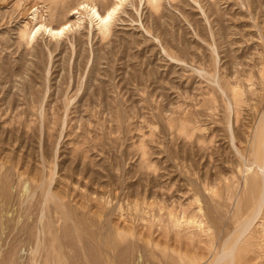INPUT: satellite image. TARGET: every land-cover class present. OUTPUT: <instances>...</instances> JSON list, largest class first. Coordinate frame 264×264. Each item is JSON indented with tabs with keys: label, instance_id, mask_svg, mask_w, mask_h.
I'll return each mask as SVG.
<instances>
[{
	"label": "rangeland",
	"instance_id": "obj_1",
	"mask_svg": "<svg viewBox=\"0 0 264 264\" xmlns=\"http://www.w3.org/2000/svg\"><path fill=\"white\" fill-rule=\"evenodd\" d=\"M84 1L0 0V172L15 187L10 201H0V264H11L13 252L14 264H44L54 242L64 264H90L83 238L78 254L64 233L85 224L99 241L122 232L121 245L139 244L129 264H190L193 256L207 264L232 223L215 238L206 213L211 186L225 217L226 184L238 183L231 130L264 113V0H159L157 11L148 0H127L106 37L83 10L60 39L45 31L30 39L39 22L57 26ZM26 24L30 41L20 33ZM232 87L243 93L240 104ZM170 211L182 225L169 223ZM26 220L34 239L19 231ZM243 242L236 264H264V207Z\"/></svg>",
	"mask_w": 264,
	"mask_h": 264
},
{
	"label": "bare ground",
	"instance_id": "obj_2",
	"mask_svg": "<svg viewBox=\"0 0 264 264\" xmlns=\"http://www.w3.org/2000/svg\"><path fill=\"white\" fill-rule=\"evenodd\" d=\"M88 1V0H87ZM87 1H84L82 3H79V7H74L70 10L69 14H63V17L61 18V22L59 24H57V26H51V24H54V23H50V25H47L45 23H40L39 21V26H37L38 28L35 30L33 36H32V33H33V30H32V33L31 34V40L34 39L37 35V33L39 32H42V31H45L46 34L50 35L51 37H54L55 39L56 38H59L61 36H63L64 34L67 33V31L73 26V24L71 23V18L70 16H75L74 14L76 13H84L83 10H88L90 12V15L92 17H95L98 21V24H99V29H100V32L103 34L102 36L105 35V37L107 36L108 34V30L111 29L109 28V25L111 23V20H113L114 16L116 15V13L118 12V10L123 6L124 2H126L127 0H107L105 2V4L101 1V4L103 3V6H100V7H97L94 2L92 4L88 3ZM91 1V0H90ZM98 1V0H97ZM131 1V0H130ZM136 1V0H135ZM143 1V0H142ZM162 1V0H161ZM129 2V1H128ZM146 2V1H145ZM209 2V1H208ZM211 2V0H210ZM21 3V2H20ZM23 3V2H22ZM99 3V2H98ZM127 3V2H126ZM140 3V2H139ZM148 3L151 4V8L152 9H155L156 11L158 10L159 8V0H148ZM19 4V3H18ZM142 4V3H141ZM164 4V2H163ZM75 5V4H74ZM126 5V4H125ZM133 5V4H132ZM17 6V5H15ZM26 6V5H24ZM23 6V8H24ZM60 6V5H59ZM77 6V5H76ZM202 6V5H201ZM20 7V5H19ZM18 7V8H19ZM147 7V6H146ZM22 9V11L24 10ZM61 8V7H59ZM64 8V7H63ZM124 8V7H123ZM122 8V9H123ZM139 8V7H138ZM163 8V7H162ZM12 9V8H11ZM15 9V7L13 8ZM20 9V8H19ZM39 8H35L33 10L32 13H35L36 11H38ZM56 9H58L56 7ZM121 9V10H122ZM62 10V9H61ZM164 10V9H163ZM15 11V10H14ZM30 11V9H29ZM64 11V9H63ZM67 11V10H66ZM150 11V9H149ZM10 12V11H9ZM13 12V11H11ZM18 12V11H17ZM21 12V11H20ZM154 12V11H153ZM163 12V11H162ZM16 13V12H15ZM24 13V12H23ZM56 13V11H55ZM63 13V12H62ZM88 13V12H87ZM11 14V13H9ZM21 14V13H20ZM25 14V13H24ZM29 14V13H28ZM60 14V13H58ZM153 14V13H152ZM26 15V14H25ZM24 15V17H25ZM39 15V14H38ZM57 15V14H56ZM149 15V14H148ZM154 15V14H153ZM13 16H15L13 14ZM29 16V15H27ZM33 16V15H32ZM36 16V14L34 15ZM90 16V17H91ZM157 16V15H156ZM162 16V15H161ZM10 17V16H8ZM60 17V15H59ZM117 17V15H116ZM155 17V16H154ZM164 17V15H163ZM21 18V17H20ZM33 18V17H32ZM35 18V17H34ZM152 18V17H151ZM162 18V17H161ZM160 18V19H161ZM4 19V18H3ZM8 19V18H7ZM6 19V20H7ZM10 19V18H9ZM12 19H15V18H12ZM12 19L10 20V22L12 21ZM36 19V18H35ZM43 18H41L40 21H42ZM156 19V18H155ZM34 20V19H33ZM47 20V19H46ZM58 20V19H57ZM71 20V21H70ZM159 20V19H158ZM5 21V20H4ZM91 21V20H90ZM94 21V20H93ZM32 22V21H31ZM37 22V20H36ZM44 22V21H42ZM48 22V21H47ZM156 22V21H155ZM159 22V21H158ZM1 23V22H0ZM9 23V22H8ZM29 23V21H28ZM75 23V22H74ZM7 24V23H6ZM37 24V25H38ZM49 24V22H48ZM32 25V24H31ZM30 25V26H31ZM75 25V24H74ZM24 26V25H23ZM27 26L28 24L25 25V28H23L20 33H25L26 36H27V32H25V29H27ZM35 26V25H34ZM36 27V26H35ZM33 28V26L31 27ZM35 29V28H34ZM108 31V32H107ZM20 34V35H21ZM29 34V33H28ZM29 36L26 37V40L28 41L29 40ZM104 38V37H103ZM21 39V36L20 38ZM23 41V40H22ZM30 41V40H29ZM34 41V40H32ZM31 41V42H32ZM21 43V41L19 42ZM24 43V42H23ZM29 43V42H28ZM58 44H59V41H58ZM20 46V45H19ZM18 46V47H19ZM22 46V45H21ZM40 46V45H39ZM21 48V47H20ZM29 48V47H27ZM56 48V47H55ZM30 49V48H29ZM33 49V47H32ZM35 49V48H34ZM28 50V49H27ZM37 50V49H36ZM27 52H30V51H27ZM36 52V51H35ZM174 55V54H173ZM233 59V58H232ZM12 68V67H11ZM25 68V67H24ZM41 68V67H40ZM4 69V68H3ZM262 71V70H261ZM212 73V72H211ZM262 73V72H261ZM262 75V74H261ZM259 76V75H258ZM23 77V76H21ZM242 77V76H241ZM257 77V76H256ZM238 78V76H237ZM258 78V77H257ZM252 79V78H251ZM250 82V81H249ZM242 84V83H241ZM256 84V83H255ZM234 85V84H233ZM238 85H239V82H238ZM262 85V84H261ZM226 86V85H225ZM224 86V87H225ZM242 86V85H241ZM240 87V86H239ZM243 87V86H242ZM222 88V87H221ZM236 88V86H235ZM234 87H232V96H233V99H234V102L235 104L239 103L240 101H243L241 100L242 98V95H241V92L240 90H237L235 89ZM255 88V87H254ZM264 88V87H263ZM224 93H225V90L223 89L222 90ZM222 92V93H223ZM229 92V90H228ZM231 92V90H230ZM245 92V91H244ZM221 93V94H222ZM223 93V94H224ZM227 94V92H226ZM230 93H228L229 95ZM255 94V93H254ZM253 95V94H252ZM255 96V95H254ZM231 98V96H229ZM217 99V98H216ZM244 99V98H243ZM252 100V99H251ZM208 102V101H207ZM246 102V101H244ZM212 103V102H211ZM243 103V102H242ZM35 104V103H34ZM233 104V103H232ZM230 104V105H232ZM240 104V103H239ZM249 104V103H248ZM31 105V104H30ZM33 105V104H32ZM212 105V104H211ZM227 105V104H226ZM242 105V104H241ZM68 106V105H67ZM108 106V105H107ZM236 106V105H235ZM255 106V105H254ZM33 107V106H31ZM35 107V106H34ZM211 107V106H210ZM252 107V106H251ZM227 108V107H226ZM235 108V107H234ZM256 108V107H254ZM241 109V108H239ZM238 109V110H239ZM43 110V109H42ZM234 111V110H233ZM60 112V111H59ZM232 112V111H231ZM259 112V111H258ZM197 113V112H196ZM255 113H256V110H255ZM257 114V113H256ZM5 115V114H4ZM185 115V114H184ZM183 115V116H184ZM255 115V114H254ZM259 115V114H258ZM43 116V115H42ZM181 116V115H180ZM228 116V115H227ZM232 116V115H231ZM212 117V116H211ZM245 120V119H244ZM258 122L257 120L255 121H249V125L247 124L245 126V129L243 131H240L243 127V125L241 126V129H234V130H231V134H230V140L233 141L234 143V147H235V150L237 152V154L239 155V159L237 160V162H235L234 160V164L237 163L236 166L234 167H237L238 168V175H237V179H238V183L235 185V186H232L230 183H227L226 184V187L223 186V188L225 187L226 188V192L225 194L227 193V191L231 192L229 197L227 195L226 198H229V201H231V204H234L233 208L231 207V204L227 203V205L229 204L227 210L225 211L226 213V216L224 217L223 216V204L221 202H218L217 199H215V196H217V192H214L212 189L214 188V185H213V188L211 186L210 188V193L209 195L207 196L208 199H210L212 205L207 208L209 209L208 212V216L209 217V221H208V224H207V227L209 229H212V231L214 232L213 235L211 236H216L218 235V232H219V229L222 227V224L223 223H226L227 222V219L230 220L232 223L230 228V230L227 231V233L224 234L223 237H221V239L219 240L220 242H214V244L212 245V250H214V256L211 260L208 261L207 264H236L238 261L241 260L242 258V248L240 247V244L241 242H243L244 238L247 237L249 234H250V229L251 227L253 226V224L255 223V221L257 220V218L259 217V214L261 213L263 207H264V113L262 114V117L258 118ZM181 123L180 125L182 126V128L184 130H187V123L188 121L185 122V119L184 121L181 119L180 120ZM192 121V120H191ZM206 121V120H205ZM240 121V120H239ZM45 122V117L42 119V123ZM190 123V122H189ZM188 123V125H189ZM238 125V124H237ZM193 126V125H192ZM235 126V125H234ZM238 128V127H237ZM31 129V128H30ZM29 129V130H30ZM34 129V128H33ZM35 130V129H34ZM179 130V129H178ZM226 131V130H225ZM32 132V131H31ZM35 132V131H34ZM32 134H34L32 132ZM226 134H227V131H226ZM35 135V134H34ZM180 135V134H179ZM228 136V134H227ZM190 137V136H189ZM197 137V136H196ZM229 137V136H228ZM227 137V138H228ZM201 138V137H200ZM197 140V139H196ZM196 142V141H195ZM96 144V143H95ZM198 146V145H197ZM196 150V149H195ZM235 154V153H234ZM229 155V154H228ZM236 155V154H235ZM236 155V158L237 156ZM224 156V155H223ZM205 157V156H204ZM46 158V157H45ZM198 158V157H197ZM229 159V157H228ZM199 161V160H198ZM230 161V159L228 160V162ZM232 161V163H233ZM50 162V160H49ZM200 162V161H199ZM227 163V160L224 161ZM228 164V163H227ZM18 166V165H17ZM231 166V165H230ZM50 167V166H49ZM4 168V167H3ZM51 168V167H50ZM1 166H0V170H1ZM233 169V168H232ZM51 171V170H50ZM222 171V170H221ZM9 172H10V169H9ZM52 172V171H51ZM188 172V171H187ZM194 172V171H193ZM200 172V171H199ZM8 173V172H7ZM53 173V172H52ZM197 173V172H196ZM223 173V172H222ZM226 173V172H225ZM237 173V171H236ZM9 174V173H8ZM8 174H1L0 172V201L2 202V204H5L7 203L8 201L11 200V197L13 195H11V192L10 190L14 189V188H11L10 184H13L12 180L10 179V175L8 176ZM22 174V172H21ZM200 174V173H199ZM228 174V173H227ZM232 174V172H231ZM225 175V174H223ZM22 176V175H21ZM42 176V175H41ZM52 176V175H51ZM51 176L50 179H51ZM54 176V175H53ZM193 176V175H192ZM220 176V175H219ZM229 176V175H228ZM19 177V176H18ZM48 177V176H47ZM224 177V176H223ZM231 177V175H230ZM233 177V176H232ZM36 179V177H34ZM41 178V177H40ZM13 179V178H12ZM47 179V178H46ZM218 180V179H217ZM222 180V179H221ZM229 180V179H228ZM232 180V178H231ZM226 182V179L223 180ZM237 181V180H236ZM235 181V182H236ZM209 182V181H208ZM232 182V181H231ZM217 183V182H216ZM222 183V182H221ZM20 184H22V181H18L17 182V186ZM26 184V183H25ZM51 184V183H50ZM224 184V183H223ZM222 184V185H223ZM23 185V184H22ZM234 185V184H233ZM18 186V187H19ZM218 187V186H217ZM215 187V188H217ZM21 188V186H20ZM25 188V186L23 187ZM208 188V187H207ZM208 188V190H209ZM224 188V189H225ZM29 189V188H28ZM219 189V188H218ZM223 189V191H224ZM39 190V189H38ZM208 190H206V192H208ZM212 190V191H211ZM215 190V189H214ZM30 191V190H28ZM220 191V190H219ZM222 193V192H221ZM26 194V193H25ZM224 194V192L222 193ZM16 195V194H15ZM14 195V196H15ZM28 195V193H27ZM39 195V194H38ZM199 195V194H198ZM17 196V195H16ZM15 198V197H14ZM19 198V197H18ZM42 198H44L42 196ZM41 198V199H42ZM140 198V197H139ZM142 198V197H141ZM200 198L199 200H197V202H199L201 200L202 197H198ZM197 198V199H198ZM204 198V197H203ZM202 198V199H203ZM217 198V197H216ZM219 199V198H218ZM49 200V199H48ZM146 200V198H145ZM227 200V199H226ZM24 201V200H23ZM43 201V200H42ZM204 200H201L199 203L202 204ZM223 201H224V198H223ZM46 202V201H45ZM41 203V202H40ZM47 203V202H46ZM210 203V204H211ZM225 203V202H224ZM10 204V202H9ZM26 204V203H25ZM60 204V202L58 203ZM199 204V205H200ZM204 204V203H203ZM207 204V203H206ZM22 205V204H20ZM24 205V204H23ZM5 206V205H4ZM34 206V205H33ZM32 206V207H33ZM36 206V205H35ZM39 204L37 208V212H38V209L40 211V208H39ZM62 206V205H60ZM121 206V205H120ZM204 206V205H202ZM208 206V205H207ZM206 206V207H207ZM21 207V206H20ZM27 207V206H26ZM30 207V206H29ZM231 207V208H230ZM34 208V207H33ZM46 208V207H45ZM62 208V207H60ZM65 209V207H63ZM62 208V209H63ZM108 208V207H107ZM28 209V207H27ZM30 209V208H29ZM28 209V210H29ZM54 209V208H53ZM61 209V210H62ZM62 210L63 213L66 211V210ZM106 209V208H105ZM161 209V208H160ZM199 209V208H198ZM226 209V208H225ZM224 209V210H225ZM32 210V209H31ZM42 210V209H41ZM30 211V210H29ZM48 211V210H47ZM57 211V209H56ZM105 211V210H104ZM166 211V210H165ZM200 211V210H199ZM202 211V210H201ZM200 211V212H201ZM3 212V211H2ZM20 212V211H19ZM23 212V211H22ZM31 212V211H30ZM59 212H60V209H59ZM67 212V213H66ZM65 214H69V216L72 218L74 217V214L71 210L68 209V211H66ZM1 213V212H0ZM77 213V212H76ZM29 214V213H28ZM27 214V215H28ZM31 214V213H30ZM26 215V216H27ZM50 215V214H49ZM170 219H169V223L173 224V226H176V224H179V222L181 221V218L180 220L175 216L173 215V213H171L170 211ZM177 215V214H176ZM24 216V215H23ZM30 215H28L29 217ZM63 216H67V215H63ZM68 216V218H69ZM79 216V215H77ZM179 216V215H178ZM48 217V216H47ZM188 217H191V216H188ZM2 218V217H1ZM20 218V217H19ZM36 218V217H35ZM67 218V217H66ZM76 218V217H75ZM164 218V217H163ZM185 218V217H184ZM230 218V219H229ZM29 219V218H28ZM27 219V220H28ZM41 219V218H40ZM50 219V217H49ZM70 219V218H69ZM187 219V218H186ZM184 219V221L186 220ZM191 219V218H190ZM195 219V218H193ZM189 220V222H194V220ZM27 220L24 222H22L23 224L19 227V231L20 233L26 237L27 240H30V239H34V234L36 233V228L34 231V226H33V223L32 222H27ZM30 220V219H29ZM36 220V219H35ZM33 220V221H35ZM74 220V219H73ZM77 220V219H76ZM168 220V219H166ZM165 220V221H166ZM10 221V220H9ZM50 221L52 222L53 220H47L45 221V229L48 230V231H51V224L53 223H50ZM75 221V220H74ZM187 221V220H186ZM206 221V220H205ZM229 221V222H230ZM38 222V221H36ZM78 223H80L81 221H76ZM126 222V221H125ZM198 222V221H197ZM39 223V222H38ZM41 223V222H40ZM168 223V222H166ZM168 223V225H169ZM183 223V221L181 222ZM185 223V222H184ZM200 223V222H199ZM258 223V222H257ZM69 224V223H67ZM76 224V223H75ZM3 226L5 225L4 224V221L0 220V226ZM54 225V223H53ZM179 225H182V224H179ZM196 225V224H195ZM201 224L200 223V227H201ZM228 225V224H227ZM12 226V225H10ZM36 226H39L38 224H36ZM66 226V225H65ZM71 226V225H70ZM77 226V225H76ZM167 226V225H166ZM170 226V225H169ZM225 226V225H224ZM69 227V225H68ZM180 227V226H179ZM55 230V227H53ZM71 228V227H70ZM173 228V227H172ZM175 228V227H174ZM226 228V227H225ZM1 229V228H0ZM15 229V228H14ZM18 229V228H17ZM41 229V228H39ZM44 229V230H45ZM171 228H169L168 230H170ZM205 229V228H204ZM13 230V229H12ZM203 230V229H202ZM206 230V229H205ZM204 230V231H205ZM48 231L46 233H48ZM75 231V230H74ZM203 231V232H204ZM210 232V230H207ZM224 232V231H223ZM5 233V232H4ZM65 235L68 237L67 241L68 243L73 247V249L78 250L79 247V242L77 239V237H81L83 238L82 239V244H83V249L85 250V253H86V256L88 257V262L90 264H129V261L131 260L132 257L135 256V252L136 254L138 253V246L139 244H134L132 242H129L128 244L126 245H121V238L120 240H117V238L119 237V235L122 234V232H116V234H113V233H109L107 235V237L103 240H101V237H100V240H98L97 237L98 234H97V237L95 235V233H93V231L91 230V227L89 226H86L85 225H82L76 232H73L72 229H66V232H64ZM127 233V232H126ZM1 234V233H0ZM14 234V233H13ZM54 234V233H52ZM57 234V233H56ZM77 234V235H76ZM208 234V232H207ZM236 234V237H234V240L229 243V238L231 236H235ZM36 235V234H35ZM76 235V236H75ZM220 235V234H219ZM1 236V235H0ZM106 236V235H105ZM122 236H127L126 234H122ZM133 236V235H132ZM210 236V234H209ZM11 237V236H10ZM40 237V236H39ZM128 237V236H127ZM1 238V237H0ZM6 238V237H5ZM212 238V237H211ZM214 238V239H215ZM218 238V236H217ZM21 239V237H20ZM25 239V242H27ZM52 239V238H51ZM119 239V238H118ZM123 239V238H122ZM213 239V238H212ZM19 240V239H18ZM17 240V241H18ZM45 240V239H44ZM186 240V239H185ZM211 240V239H210ZM6 241V240H5ZM53 242L55 241L54 239L52 240ZM125 241V240H124ZM21 242V241H20ZM24 242V241H23ZM51 242V241H50ZM136 242V241H135ZM210 242V241H209ZM213 241L211 240V243ZM60 243V242H58ZM57 243V244H58ZM126 243V242H125ZM175 243V242H174ZM247 243V242H245ZM51 244V243H50ZM65 244V242H64ZM244 244V242H243ZM3 245V244H2ZM22 245V244H21ZM20 245V247H21ZM138 245V246H136ZM148 245V244H147ZM25 246V245H24ZM58 246V245H57ZM57 246L55 245V242H54V246H49L50 247V252L49 254L47 255L46 257V260L44 262V264H64V260H63V255H60V252L58 250V248H62L60 247L61 245H59V247L57 248ZM64 246V245H63ZM66 246V245H65ZM64 246V247H65ZM141 246V245H140ZM17 246L15 245V248ZM189 247V246H187ZM207 247V246H206ZM5 248V247H4ZM15 248L13 249V247L11 249L15 250ZM46 248V247H45ZM67 249V247H65ZM175 248V247H174ZM5 250V249H4ZM45 250V249H44ZM161 250V249H160ZM163 250V249H162ZM211 250V249H210ZM61 251V250H60ZM67 251V250H66ZM73 251V252H75ZM168 251V250H167ZM20 252V251H19ZM63 252H64V249H63ZM77 252V251H76ZM78 252H81L80 250H78ZM77 252V253H78ZM211 252V251H210ZM5 253V252H4ZM68 253V252H67ZM77 253H75L77 255ZM200 253V252H199ZM205 253V252H204ZM6 254V253H5ZM79 254V253H78ZM167 254V253H166ZM203 254V253H202ZM212 254V253H211ZM68 255V254H67ZM75 255V256H76ZM73 256V255H72ZM79 256V255H77ZM198 256H200L198 254ZM69 257H71V255L69 254ZM83 257V256H82ZM181 257V260L184 261V257L183 256H180ZM207 257V256H206ZM72 258V257H71ZM74 258V256H73ZM79 258V257H77ZM167 258V257H166ZM172 258V257H171ZM229 258V261H226V259ZM8 259L9 261H11V264L13 262H16L15 261V256H14V252L11 256H8ZM20 259V258H18ZM65 261L66 258H64ZM68 259V258H67ZM85 259V257H84ZM138 259V258H137ZM203 259V258H202ZM86 260V259H85ZM188 260L190 261V264H201L200 263V260L199 258L193 256L191 258L188 257ZM68 261H70L68 259ZM83 261V260H81ZM187 261V260H186ZM207 261V260H206ZM6 262H7V259H6ZM21 262V260H20ZM19 262V263H20ZM71 262V261H70ZM78 262V261H76ZM85 262V261H84ZM82 262V264H86V262L84 263ZM132 262V261H131ZM170 263V262H169ZM166 262V264H169ZM189 263V262H188ZM204 263V262H203ZM9 264V262H8ZM14 264V263H13ZM27 264V263H26ZM72 264V263H70ZM170 264H173V263H170Z\"/></svg>",
	"mask_w": 264,
	"mask_h": 264
}]
</instances>
